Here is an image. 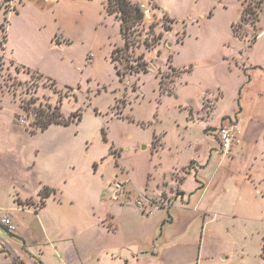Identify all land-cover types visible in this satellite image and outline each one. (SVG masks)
<instances>
[{"label":"rangeland","instance_id":"obj_1","mask_svg":"<svg viewBox=\"0 0 264 264\" xmlns=\"http://www.w3.org/2000/svg\"><path fill=\"white\" fill-rule=\"evenodd\" d=\"M131 1H143L139 4H146L152 14L137 28L135 45L126 52L119 51L125 49V41L120 23L106 12V0L3 3L1 47L6 43L10 22L9 51L19 57L27 55L57 83L12 61L6 63L0 88L10 94L12 104L0 103V216L13 208L18 195H37L40 182H60L62 192H75L74 207L81 217L94 220L115 216V206L120 204L111 199L116 181L126 184L130 204L144 211L145 195L154 204L169 203L170 195L173 200L180 197L178 182L187 177L182 189L190 197L199 186L197 181L208 182L213 170H244L249 154L258 158L255 170L264 179V11L259 24L261 35L250 46V37L241 40L232 30L233 24H240L244 0H155L163 10L159 12L154 0ZM164 13L175 22L165 21ZM239 29L254 35L250 26ZM159 35L162 39L158 45ZM152 44L155 47L148 50L146 45ZM115 50V65L124 75L122 80L111 60ZM141 55L149 63L150 72L144 75L126 70ZM171 64L178 70H193L172 84L176 75ZM160 82L175 95H162ZM61 97L65 118L81 110L82 121L38 131L34 124L36 110L54 111L49 107L58 105ZM239 104L245 111L241 125L251 143L240 154L220 152L221 156L211 161L219 127L206 129L218 126L221 119V125L233 118L238 122L233 113ZM15 110L21 115L17 117ZM20 117L30 125L23 126ZM32 129L37 133L32 134ZM156 136L160 142L155 150ZM232 157L233 162L229 160ZM193 160L202 165L213 163L209 171L196 177L194 170L201 166L198 162L191 164ZM227 187L223 179L201 200L199 194L193 195L192 205L189 199H181L179 207H201L209 212L207 215L220 212L221 194ZM166 209L168 216L158 226L160 239H164L172 219L171 208ZM251 210L254 215L250 218L221 216L209 228L206 224L213 215L202 214L198 220L191 222V217L189 222L175 225L171 244L164 249L166 253L173 248L175 255L165 264H216L211 259L219 258L215 252L222 247L230 251V264H264V199L260 198ZM155 212L151 221L158 217ZM19 218L23 227L38 226L32 214H19ZM226 233L227 240H222ZM0 236L17 250L24 246L4 229H0ZM38 242L43 247L62 244L67 248L63 254L74 255L81 260L78 264H98L97 255L92 253L97 243L93 232L64 240L42 232ZM29 245L33 247L34 243ZM6 257L0 255V264H22Z\"/></svg>","mask_w":264,"mask_h":264},{"label":"crops","instance_id":"obj_2","mask_svg":"<svg viewBox=\"0 0 264 264\" xmlns=\"http://www.w3.org/2000/svg\"><path fill=\"white\" fill-rule=\"evenodd\" d=\"M4 1L5 0H0V13L2 12L3 3H5ZM12 3L14 4L15 1ZM154 3L160 8L157 9V12L163 11L155 0ZM15 11L16 13L18 12L17 9ZM9 25L10 22H8L7 26L8 40L3 48L0 45V83L4 68H6V63L8 61H12L17 66L24 69H29L32 72H37L49 77L47 74L43 73L41 68L39 70L34 61L27 55L19 57L12 51H9ZM28 51L29 54L32 53V50ZM6 56L9 57V59L6 58ZM250 82L251 79L249 78L248 83ZM240 96H242V91H240ZM6 102H8L7 104L9 105L12 104L10 94L2 91L0 88V103L3 104ZM213 111L214 108L211 109L212 113ZM15 114L17 117L21 115L18 110H15ZM233 114H237V120L240 128L242 129V139L240 144L236 146L228 156L240 154L244 151L245 147L251 143L248 133L246 134L243 126L241 125L245 111L240 104L238 111ZM233 114L227 115L233 116ZM221 121L222 119L220 120V124L218 126H209L208 130L220 127ZM220 152L221 150L217 140V147H215L211 152V161H213L215 156L219 155ZM219 156H221V154ZM253 157L254 156H252V154H249L245 161L244 170L237 173L233 169L220 168L213 170L208 182L204 183L200 180L197 181L199 186L190 197H188L187 192L182 189V185L187 179L186 177L182 181L178 182L180 186L179 191L184 192L185 196H180L179 198L173 200L171 197L172 195H170L169 203H163L164 206H161L156 210L153 209L154 202L152 198L145 195L146 204L150 203V205H152V209L154 210L153 212L156 211L154 214L158 215V217H156L153 221L150 219L151 214H146L136 204L134 206L131 205L130 198L128 197L125 199L124 203L117 202L120 204L115 206V216H100L97 219L88 220L81 217L77 208L74 207L76 205L75 200L77 198L75 192L68 195L65 193L66 189L62 192L61 190H63L64 187L61 186L59 188L60 182H40L36 189L38 192L37 195H27L24 198H21L18 195L17 198H14L13 208L10 209L16 224V233L11 235L16 237L20 242L22 241L24 243L23 248L21 250L15 249L10 243H6L0 236V255H7L8 259L11 261H14V258H16L22 262V264H28V261H38L42 264H78L81 260L78 261L74 255L63 254L67 248L62 247V244H56L55 246L52 243L51 245H46L44 247L39 245L38 241L40 240L41 233L47 232L49 235L54 234L64 240L67 237L77 238L81 236L82 233H84V235H88L90 232H93L96 235L97 243L94 245L92 253L97 255V259L95 258V260H97L98 264L170 263L171 259L175 255L174 249L169 248L166 253L164 252V249L166 246L171 244V240L173 239V237H170L173 234L171 229L174 228L175 225L179 227L181 223L189 222L191 217H193L191 222L198 220V217L202 214H205V217L213 215V217H209L210 220H208V224H206L207 228H209L210 224L214 222L217 217L223 216L225 218H230L240 215L244 218H250L254 215L251 209L259 202L260 198L264 199V190H262L264 187V179L261 178L260 172L255 170L258 164V158ZM229 160L233 162L234 159L232 157L231 159L229 158ZM211 161H209L207 165H202L196 160L192 161L198 162L201 166L198 170H194L196 171V177H200V174L209 171L211 163H213ZM223 179L226 183H228V187L221 194V204L219 205V207H221L220 212H212V214L210 213V215H207L209 212L202 210L201 207L194 209L181 208L184 206L179 207V201L181 199L183 202L186 201V199H189V204L192 205L193 195L199 194V199L201 200L202 196L211 186L216 185V187H218ZM171 184V186H173V190H175L176 185L174 184L176 183L173 181ZM45 187L55 189L57 193L47 198L45 200V204L42 206L39 195ZM160 194L161 193L159 192L158 196H160ZM138 202L140 204V201ZM166 208H171V213L173 214L170 224L166 227L167 231L164 235V239H160V237H158V226L164 222L168 216ZM131 210H133L134 213H132ZM19 214H32L35 217L36 224L38 226L33 228L29 226L23 227L21 225L22 220L19 218ZM0 229L4 228L0 226ZM168 231L169 236L167 235ZM228 235L227 233L224 234L222 240H227ZM32 242L34 243L33 247L29 245V243ZM4 249L5 252H3ZM6 249H8V252ZM229 253L230 251L227 248L222 247L215 252L219 258H217V260L213 258L211 261L216 264H230ZM59 257H62L61 261L58 259Z\"/></svg>","mask_w":264,"mask_h":264},{"label":"trees","instance_id":"obj_3","mask_svg":"<svg viewBox=\"0 0 264 264\" xmlns=\"http://www.w3.org/2000/svg\"><path fill=\"white\" fill-rule=\"evenodd\" d=\"M15 0H5V3L13 2ZM251 2L248 3L246 0L242 2V12H241V18H240V24H233L232 25V30L233 33L236 37H238L241 40H246L248 37L249 39V44L250 46L254 45L257 41L258 38L261 35V31L259 28V24L261 21V15L264 11V0H250ZM105 9L106 12L109 16L115 17V19L120 23V32L122 35L123 40L125 41V49H121L119 51L121 52H126L129 51V49H132V45H135L134 41V35L137 30V28L141 25H143L145 16L144 13L141 10L140 4L139 3H134L131 0H106L105 2ZM156 9H160L159 7H156ZM164 18L165 21H170L172 23L175 22L174 19H170L168 14L164 13ZM242 26H250L253 31L254 35H250L248 31H240V27ZM165 30L169 31L170 27H165ZM5 42L8 40V34L6 31V38ZM162 39V35L158 36V41L157 44H160V40ZM178 44L181 43V41L177 42ZM148 50H152L155 47V44L152 45H146ZM135 48V47H134ZM117 50H115L112 55H111V60L112 63L115 66L116 73L120 80L123 79L124 75L121 73L119 70L118 66L115 65L116 59H115V53ZM172 58H169V62H172ZM91 61V58L89 59ZM127 62L128 59L126 60ZM127 67V66H126ZM171 69L174 71L176 78L172 80V84H174L177 80V78L181 77L182 74L184 73H189L193 70L191 67L190 69H185V70H178L176 69L172 64H171ZM28 71H31L29 69H25ZM131 73L135 74H148L150 72V66L149 63L146 61V58L144 55H141L140 57L135 60V65H128L127 69ZM47 80L51 81L54 85H56V81L53 80L50 77H46L40 73L34 72ZM71 89L72 87H67ZM79 90L81 87L78 88ZM160 91L162 95H169V96H174L175 93L174 91H167L164 88V85L162 82H160ZM63 104H64V98H60L58 101V105H56L54 108L49 107L50 109H54V111H46V110H36V116H35V127L37 128L38 131H46L53 125H63V126H69L72 123L75 122H81L83 119V113L81 110H78L74 112L69 119L65 118V115L62 112L63 109ZM241 110V109H240ZM241 112V111H240ZM206 131H209L206 129ZM32 134H36L37 131L32 129L30 131ZM104 139L107 141L106 134L104 133ZM160 140L158 137H155V142H154V149H157V144H159ZM113 151V148L111 149ZM193 163V162H192ZM191 163V164H192ZM57 192L55 189H51L48 187H45L42 192L40 193V198H41V205L43 206L45 204V200L49 198L52 195H55ZM179 196H185V193L182 191H179ZM262 258L264 260V244L262 247ZM42 264L41 262H39Z\"/></svg>","mask_w":264,"mask_h":264},{"label":"built area","instance_id":"obj_4","mask_svg":"<svg viewBox=\"0 0 264 264\" xmlns=\"http://www.w3.org/2000/svg\"><path fill=\"white\" fill-rule=\"evenodd\" d=\"M141 10L144 13L145 18H150L152 11L146 4H140ZM20 123L23 126H29V121L24 119L23 117L19 118ZM217 140L219 142V147L222 154L229 155L233 149L238 146L241 142L242 131L239 126V123L234 119H228L225 124L221 125L217 130ZM114 187V198H112L116 202H120L121 200H125L126 198V184L123 182L116 181L113 185ZM142 205V204H141ZM143 209L145 213L152 214L154 210L158 209L161 206H164L163 203H155L152 209V205L143 204ZM0 226L3 227L8 233L15 234L16 233V224L14 222L13 216L10 211H7L3 215L0 216Z\"/></svg>","mask_w":264,"mask_h":264}]
</instances>
